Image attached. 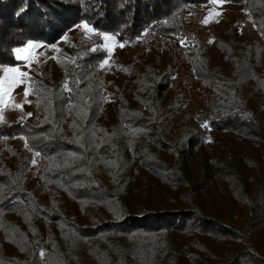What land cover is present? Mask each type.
<instances>
[{"label":"trees","instance_id":"1","mask_svg":"<svg viewBox=\"0 0 264 264\" xmlns=\"http://www.w3.org/2000/svg\"><path fill=\"white\" fill-rule=\"evenodd\" d=\"M95 1L87 15L85 0H0L9 56L10 39L50 41L80 22L98 33L79 36L60 78L34 80L32 122H0V264H264V0H224L261 40L228 28L214 50L188 18L213 0ZM103 33L138 47L110 82L111 114ZM179 53L207 89L198 118L170 89Z\"/></svg>","mask_w":264,"mask_h":264},{"label":"rangeland","instance_id":"2","mask_svg":"<svg viewBox=\"0 0 264 264\" xmlns=\"http://www.w3.org/2000/svg\"><path fill=\"white\" fill-rule=\"evenodd\" d=\"M26 1V0H25ZM39 0H31L32 4L39 6L41 3ZM69 2L70 5L74 4V0H55V2L61 4L63 2ZM42 2V1H41ZM90 5L85 6L84 14L94 12L93 6L96 5L95 0H85ZM34 5V6H35ZM199 16L193 17L188 14L189 26L191 30L205 42L210 50H214V40L220 36H223L228 28H232L237 34L247 37L249 39L261 40L260 36L250 18V15L246 11L243 5L231 3L230 1H224L223 3L213 1L207 4L197 7ZM23 10V9H22ZM17 16V15H16ZM86 16V15H85ZM207 20V23L203 21ZM55 22V21H54ZM58 22V21H57ZM56 22V24H57ZM85 23H78L71 26L65 32H62L59 37L49 40H11L16 42L10 56L8 53L0 48V80H4L9 74L4 72V69L15 67L20 71L26 72L27 77L23 83L16 84L8 95L5 97V103L0 104V115L3 119L2 123H13L18 120H25L32 122L35 117V98L32 93V83L34 80H41L44 82H50L60 78L61 71L58 67V62L68 56L73 55L80 35L87 37L96 36L98 33L89 25L92 31H88L82 27ZM78 25L80 27H78ZM20 31H15L17 33ZM103 35L111 36L110 41L103 39ZM101 35L103 41V47L106 51V58L100 65V70L103 72H110L112 76H108L105 79L103 97L105 100V110L108 114H111L114 110V102L110 99L111 94V81L121 79V71L117 68L120 65L130 63L132 54L138 49L137 46H132L128 42H119L117 38L112 34ZM49 37V36H48ZM157 41V40H155ZM1 42V40H0ZM29 42L36 45L35 48L30 50V58L27 52L21 53L24 59L17 57L15 49L25 47ZM155 42L142 43L140 50H143L146 55L155 46ZM11 44L9 47H11ZM154 45V46H153ZM160 47V46H159ZM162 56L165 62H170L169 56L160 47ZM12 57L15 58L16 63L13 64ZM10 59V60H9ZM107 61V63H105ZM174 66L173 73L170 77V89L178 92L182 96V100L179 107V114L186 111L191 112L195 118L202 115L208 109L209 97L207 89L195 82L191 77V68L187 62L186 56L179 53L177 60L172 64ZM28 90L29 95L25 97L24 92ZM22 105L21 108H16L15 105ZM31 113L29 116L28 114ZM207 140H211V135L206 132ZM10 144L14 145L17 151L27 156L32 163V168L36 169L35 155L28 151L25 147L22 138H16L10 141ZM36 161V160H35Z\"/></svg>","mask_w":264,"mask_h":264},{"label":"snow or ice","instance_id":"3","mask_svg":"<svg viewBox=\"0 0 264 264\" xmlns=\"http://www.w3.org/2000/svg\"><path fill=\"white\" fill-rule=\"evenodd\" d=\"M214 3L216 2H220L223 3L224 0H213ZM204 23H207L208 21L205 20L203 21ZM78 27H80L78 25ZM82 27L88 31H92V29L89 28L88 24H83ZM103 35V34H101ZM103 39L106 41H110L112 39L111 36L108 35H103ZM36 45H34L33 43L29 42L25 47L23 48H18L15 49L14 51L17 54V57L19 59H24L25 57H22L20 54L21 53H25L27 52L29 54L28 58H30V50L35 48ZM93 51H95V49H92ZM105 63H107V61H105ZM4 72L9 74L8 76H6V78L4 80H0V104L5 103V97L8 95V93L11 91V89L18 83H23L24 79L27 77V73L26 72H22L20 71L19 68H15V67H10V68H6L4 69ZM25 97H27L29 95L28 90L26 89L24 92ZM16 108H21L22 105H15ZM29 116L31 115V113L28 114ZM3 117L2 115H0V120H2ZM27 146V145H26ZM40 154L37 152L36 156H39ZM36 161L33 160V164H35ZM41 256L44 255L43 252L40 253Z\"/></svg>","mask_w":264,"mask_h":264}]
</instances>
